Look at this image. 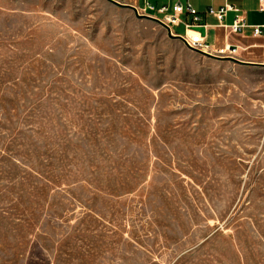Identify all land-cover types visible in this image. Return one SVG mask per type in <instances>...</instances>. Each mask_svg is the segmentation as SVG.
<instances>
[{"label": "rangeland", "instance_id": "obj_1", "mask_svg": "<svg viewBox=\"0 0 264 264\" xmlns=\"http://www.w3.org/2000/svg\"><path fill=\"white\" fill-rule=\"evenodd\" d=\"M0 264H264V67L0 0Z\"/></svg>", "mask_w": 264, "mask_h": 264}, {"label": "built area", "instance_id": "obj_2", "mask_svg": "<svg viewBox=\"0 0 264 264\" xmlns=\"http://www.w3.org/2000/svg\"><path fill=\"white\" fill-rule=\"evenodd\" d=\"M109 2L129 7L137 16L146 18L158 23L163 27L170 35L177 38L187 49L196 52L198 54L215 58L234 60L236 59L238 47H234L230 44H224L222 47L216 48L211 46L204 36L198 32L192 31L193 26L197 25L200 21L197 11L191 6V4L182 3L184 0H166L167 2H173L172 4H166L156 7L148 0H143L144 5L142 7L136 4H127V0H108ZM135 1V0H134ZM228 0H224V5L218 10L209 7L207 14L214 17L217 21V27L224 30L228 34H239L245 28L251 27L253 30V36L259 37L264 35L263 26H248L246 19L240 9L229 4ZM261 9H264V0H260ZM184 13L189 14L192 17L193 25L184 23L181 20V15ZM229 13L233 14V19L230 24L226 23V18ZM184 26V34H176L172 31V27ZM206 28V26H205Z\"/></svg>", "mask_w": 264, "mask_h": 264}, {"label": "crops", "instance_id": "obj_3", "mask_svg": "<svg viewBox=\"0 0 264 264\" xmlns=\"http://www.w3.org/2000/svg\"><path fill=\"white\" fill-rule=\"evenodd\" d=\"M148 2L156 7L173 3L167 2L166 0H148ZM227 2L240 9L248 26L264 25V9H261L260 0H228ZM126 3L136 4L140 7L144 5L143 0H127ZM182 3L184 5L186 3L191 4L197 11L200 21L196 26H193L192 31L204 36L211 46L219 48L224 44H230L238 47L236 59L232 61L264 67V35L259 37L253 36L251 27L245 28L239 34H228L217 27V21L214 17L207 14L209 7L218 10L224 5V0H184ZM232 19L233 14L229 13L226 18V23L230 24ZM181 20L186 24L193 25L192 17L189 14L184 13L181 15ZM174 28L180 29L182 32H174ZM172 31L181 35L185 32L183 25L172 27Z\"/></svg>", "mask_w": 264, "mask_h": 264}]
</instances>
